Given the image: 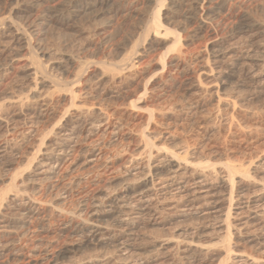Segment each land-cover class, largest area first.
I'll use <instances>...</instances> for the list:
<instances>
[{"label":"rangeland","instance_id":"374dc122","mask_svg":"<svg viewBox=\"0 0 264 264\" xmlns=\"http://www.w3.org/2000/svg\"><path fill=\"white\" fill-rule=\"evenodd\" d=\"M62 1L58 23L60 0H0V264H264V0ZM152 179L107 243L77 239Z\"/></svg>","mask_w":264,"mask_h":264},{"label":"bare ground","instance_id":"6f19581e","mask_svg":"<svg viewBox=\"0 0 264 264\" xmlns=\"http://www.w3.org/2000/svg\"><path fill=\"white\" fill-rule=\"evenodd\" d=\"M50 1V0H49ZM61 1V4H62V2H64V1H62V0H60ZM80 1V0H79ZM110 1L111 0H103V4H109L110 3ZM115 1V0H114ZM182 1V0H181ZM214 1V0H213ZM58 2V1H57ZM70 2H72V3H69L68 2V4L66 3V2H64V3H66L65 5H58V3L56 4L57 6H51V7H46L47 8V12L49 13V16L50 15H53L54 16V18H55V20H57V22L58 23H62V22H64V20H65V18H66V16L68 15V13L71 11V10H75L76 12H77V8L78 7H76V5H73V1H70ZM174 2H176V1H174ZM187 1L186 0H183V2H181V3H186ZM188 2H190V1H188ZM212 2V0H193V1H191V3H189V4H187V12L191 15V13L190 12H193L194 10H196V7L198 8L199 6H201V7H203L205 4H208V3H211ZM37 3V2H36ZM63 3V4H64ZM82 3V2H81ZM84 3V2H83ZM173 3V2H172ZM40 4V3H39ZM39 4H37V5H39ZM43 4V3H42ZM45 4V3H44ZM75 4V3H74ZM88 4H89V2H88ZM96 4V3H95ZM113 4V3H112ZM178 4V3H177ZM35 5V3L33 4V6ZM51 5V4H50ZM94 5V4H93ZM111 5V4H110ZM179 5V4H178ZM182 4H180V6H181ZM211 5V4H210ZM47 6V5H46ZM86 6V5H85ZM109 6V5H108ZM177 6V5H176ZM207 6V5H206ZM40 7H43L41 4H40ZM90 7V6H89ZM182 7V6H181ZM185 7H186V5H185ZM44 8V7H43ZM88 8V7H87ZM220 8V7H219ZM38 9V8H37ZM40 9V8H39ZM104 9V8H103ZM110 9H111V7H110ZM175 9V8H174ZM186 9H184V11L186 10ZM201 9V8H200ZM203 9V8H202ZM179 10V9H178ZM216 10H217V8L216 7H208V9H207V11L206 12H204L205 13V16H206V18H208L209 20H212V18L215 16V14H216ZM44 11V10H43ZM107 11V10H106ZM205 11V10H204ZM35 12V11H34ZM45 13H46V11H44ZM81 12V11H80ZM40 12H38V14H39ZM75 13V12H74ZM82 13V12H81ZM194 13V12H193ZM219 13V12H218ZM30 14V13H29ZM38 14H36V15H38ZM195 14V13H194ZM203 14V13H202ZM32 15V14H31ZM35 15V14H34ZM44 16L46 15V14H43ZM80 15V14H79ZM97 15V14H96ZM39 16H41V13H40V15ZM38 16V17H39ZM44 16H41V18L42 17H44ZM47 16V15H46ZM76 16H78V15H76ZM187 16V15H186ZM203 16H204V14H203ZM29 17H31V16H29ZM32 17H33V15H32ZM72 17H74V16H72ZM195 17V16H194ZM197 17V16H196ZM201 18V17H200ZM211 18V19H210ZM26 19V18H25ZM28 19V18H27ZM30 19V18H29ZM33 19H34V17H33ZM35 19H36V16H35ZM32 20V19H30V20H28L27 21V25H28V30H26L24 33H22V34H20L19 32H18V30L17 29H13L12 30V27H11V32L14 34L15 33V35H14V40H15V42H17V43H19V44H24L25 45V47L26 48H29L30 46H31V38H32V36H34L33 35V33L36 31V29H37V25H36V21H37V19L36 20ZM51 19V18H50ZM49 19V20H50ZM194 19H196V18H194ZM203 19V18H202ZM205 19V18H204ZM191 20V19H190ZM193 20V19H192ZM215 20H217L216 18H215ZM194 21V20H193ZM213 21V20H212ZM50 22V21H49ZM51 22H53V21H51ZM197 22V21H196ZM210 22V21H209ZM68 23V22H67ZM75 23V22H74ZM206 23L207 22H204L203 21V23H202V25L200 26V24H199V26H200V28L198 29V31L196 32V35H198V34H202L203 33V31H204V29H205V25H206ZM217 23V22H216ZM255 24V23H254ZM23 25H24V23H23ZM22 25V26H23ZM50 25H52V24H50ZM211 25V24H210ZM243 25V24H242ZM248 25V24H247ZM249 25H252V24H249ZM21 26V27H22ZM58 26V25H57ZM104 26V25H103ZM214 26V25H213ZM10 27V26H9ZM154 26H152V28H153ZM51 28V27H50ZM151 28V29H152ZM253 28V27H252ZM260 28H262V29H264V26H260ZM206 29H207V27H206ZM24 30H25V28H24ZM23 30V31H24ZM157 30H159V29H157ZM8 31V30H7ZM7 31H6V33H7ZM38 31V30H37ZM37 31H36V33H37ZM57 31V30H56ZM59 31V30H58ZM153 31H154V29H153ZM245 31H249V30H245ZM149 32H151V30L149 31ZM154 32H156V31H154ZM264 32V31H263ZM156 33H158V32H156ZM38 34H39V32H38ZM158 34H160V33H158ZM263 34V33H262ZM8 35V34H7ZM9 35H11V34H9ZM44 35V34H43ZM36 38V37H35ZM181 39V38H180ZM10 40H11V38H10ZM35 40V39H34ZM13 41V40H12ZM19 47V46H18ZM17 47V48H18ZM22 46H20V48H21ZM15 48H16V46H15ZM42 53V52H41ZM44 54H46V53H44ZM215 56V55H214ZM219 56H216V58H218ZM72 58V57H71ZM224 58V57H223ZM64 59V58H63ZM69 59V58H68ZM221 59V58H220ZM60 61H61V59H59ZM66 60V59H65ZM71 60V59H70ZM70 60H67V61H69V63H70ZM218 60V59H217ZM222 60V59H221ZM59 61V62H60ZM66 62V61H65ZM51 63V62H50ZM68 63V62H67ZM72 63H73V61H72ZM71 64V63H70ZM56 66H57V70L59 69V70H62L63 71V69H64V65H63V62L61 63H57L56 64ZM67 66V65H66ZM132 67H134V64L133 65H131ZM167 66V65H166ZM55 67V66H54ZM71 67V66H70ZM231 67V66H230ZM238 67V63H236L235 62V64L231 67V69H230V72L228 73V75L229 76H232V75H234L233 74V72H235V69ZM67 70L68 69H66V73L65 74H67ZM36 72V71H35ZM50 72H52L51 70H50ZM64 72V71H63ZM70 73V72H69ZM36 74V73H35ZM49 74H51V73H49ZM63 74V73H62ZM232 74V75H231ZM227 75V76H228ZM53 77H54V75H53ZM231 78V77H230ZM226 80V79H225ZM224 80V81H225ZM229 80V79H228ZM58 82V80L56 81V78H55V80H53V83H57ZM69 89V88H68ZM57 90V89H56ZM59 90V89H58ZM57 90V91H58ZM67 90V89H66ZM61 91H63V90H61ZM68 91V94H69V92H70V95L72 94V99L74 98V96H75V94H74V92L73 91H70V90H67ZM67 93V92H66ZM42 114V113H41ZM70 115V114H69ZM42 116V115H41ZM69 117V116H68ZM71 117V116H70ZM9 118V117H8ZM29 118V117H28ZM39 119V118H38ZM1 120H2V118H1ZM0 120V129H3V128H5L7 131H9L10 132V129H11V125L9 124V122H2ZM9 121V120H8ZM35 121V120H34ZM85 122V121H84ZM69 123H72V124H76V127L77 126H80L79 124H80V121H78V119H66V124H65V126L63 127V129H62V131H60L59 132V134L58 135H61L60 137L61 138H63V140L62 141H66V142H69V140L68 139H66V138H68L69 137V135H67V134H63V132H65L64 130H67V125H69ZM73 125V126H74ZM84 125V124H83ZM86 125V124H85ZM16 126V125H15ZM84 127V126H83ZM15 129H16V127H15ZM70 129V128H69ZM76 130V129H75ZM74 130V131H75ZM77 131V130H76ZM5 133V132H4ZM72 135L73 134H71V137H72ZM65 143V142H64ZM67 145V144H66ZM4 149V148H3ZM5 150V149H4ZM49 150V149H48ZM62 150V149H61ZM1 156V155H0ZM2 157V156H1ZM169 169V168H168ZM164 171V170H163ZM168 171V170H167ZM160 172H162V171H159V172H157L156 174H154V176H160ZM245 178H249L250 176L249 175H245L244 176ZM153 182V179L151 180V181H145L144 183H141V184H136V185H127V186H125L123 189H122V192L120 193V194H118V195H116V196H114L113 198H111L105 205V207H108L109 209L108 210H104L103 211V209L102 208H98V207H100V206H97V208H95V209H93V210H91L90 212L88 211L87 212V214H89V218H87L86 220H84L83 221V223H80V225H83V233H81L80 234V238H77V239H79L80 241H81V243H83V244H91V245H95V246H99V245H101L102 243H104V242H108L111 238H109V233H110V231H111V226H115L117 223H119V221H118V217H119V214L120 213H123L122 212V209H124L125 208V203L127 202V200L128 199H130V201H131V198L133 197L134 198V196H136V195H142V194H144L143 192L146 190V189H148L147 187L151 184ZM231 183L233 184L234 183V181H233V179H232V181H231ZM152 187V186H151ZM222 187V186H221ZM141 197V196H140ZM142 199V198H141ZM140 199V200H141ZM144 199V198H143ZM142 199V200H143ZM133 200V199H132ZM129 201V202H130ZM128 202V203H129ZM128 203H127V205H128ZM144 206V205H143ZM150 207V206H149ZM148 207V205L145 207V208H141V209H139V211H138V213L137 214H142L143 212H144V214L145 213H148V212H150L151 210H150V208ZM152 207V206H151ZM82 209H84V208H82ZM86 209V208H85ZM105 209V208H104ZM132 209V208H131ZM133 210V209H132ZM85 211V210H84ZM87 211V210H86ZM135 211V210H134ZM125 212V211H124ZM153 212V211H152ZM126 213V212H125ZM151 213V212H150ZM83 215V214H82ZM125 215V214H124ZM142 216V215H141ZM76 219V218H75ZM84 219V218H83ZM82 219V220H83ZM124 219V218H123ZM129 219V218H128ZM152 219V218H151ZM76 221V220H75ZM81 221V220H80ZM120 221H121V219H120ZM123 221V220H122ZM133 221V220H132ZM79 222V221H78ZM70 223V222H69ZM124 223V222H123ZM137 223V222H136ZM72 224V223H71ZM79 224V223H78ZM77 224V225H78ZM132 224V223H131ZM131 224H129V222L128 223H126L124 226L122 225V226H120L121 228H123V231H125V229L124 228H126V230L127 231H132V229L135 227V225L133 226V228H132V226H131ZM80 225L77 227L78 229H79V227H80ZM119 225V224H118ZM117 226V225H116ZM127 226H129V227H127ZM120 228V229H121ZM132 228V229H131ZM74 231H75V229H74ZM79 233V232H78ZM128 235V234H127ZM126 235V236H127ZM130 236V235H129ZM79 240H78V242H79ZM117 240V239H116ZM128 240H129V238H128ZM112 242H114V241H112ZM82 244H80L79 243V245H77V247L79 248V247H82L81 246ZM102 246V245H101ZM76 247V246H75ZM76 247V248H77ZM74 248V247H73ZM96 248V247H95ZM75 249V248H74ZM77 250V249H76ZM68 253V251L66 250L65 251V249L63 250L62 249V251H59V253H58V255H57V257H61V256H65L66 254ZM54 258H56V256L54 257ZM63 258V257H62ZM52 259H53V257H52ZM57 259V258H56ZM59 260V259H58ZM52 261V260H51ZM56 262V261H55Z\"/></svg>","mask_w":264,"mask_h":264}]
</instances>
